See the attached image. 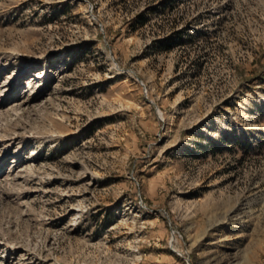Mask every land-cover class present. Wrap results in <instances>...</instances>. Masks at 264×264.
Segmentation results:
<instances>
[{
	"label": "rangeland",
	"instance_id": "obj_1",
	"mask_svg": "<svg viewBox=\"0 0 264 264\" xmlns=\"http://www.w3.org/2000/svg\"><path fill=\"white\" fill-rule=\"evenodd\" d=\"M0 264H264V0H0Z\"/></svg>",
	"mask_w": 264,
	"mask_h": 264
},
{
	"label": "trees",
	"instance_id": "obj_2",
	"mask_svg": "<svg viewBox=\"0 0 264 264\" xmlns=\"http://www.w3.org/2000/svg\"><path fill=\"white\" fill-rule=\"evenodd\" d=\"M139 20H140V21H139V23H138V24H139V25H143V24H144V21H143V19H142V18H140Z\"/></svg>",
	"mask_w": 264,
	"mask_h": 264
}]
</instances>
